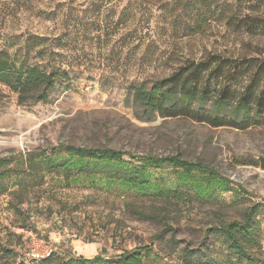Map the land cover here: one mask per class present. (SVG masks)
Returning <instances> with one entry per match:
<instances>
[{
  "label": "rangeland",
  "instance_id": "obj_1",
  "mask_svg": "<svg viewBox=\"0 0 264 264\" xmlns=\"http://www.w3.org/2000/svg\"><path fill=\"white\" fill-rule=\"evenodd\" d=\"M93 2L0 0V51L19 58L29 34H62L69 11L86 23L73 29L74 42L57 56L71 71L47 100L21 102L0 83V158H13L14 166L22 164V155L50 153L61 144L180 155L211 166L230 180L232 189L224 191L213 180L219 187L214 197L193 195L166 204L132 195L134 189L100 176L65 180L41 170V184L32 173L17 178L10 172L7 191L0 194V264L17 263L28 253L55 252L70 260L109 257L136 247L149 248L145 264H183L185 248L208 249L223 262L230 252L216 228L240 220L252 206L258 208L260 226V246H252L254 264H264V124L239 129L185 116L149 120L129 90L132 83L166 77L187 59L199 60L208 52H264V36L239 35L219 22L202 34L182 36L174 34L158 4L107 0L95 11ZM153 173L164 186L175 188L188 180L206 191L195 181L198 174L188 177L172 167ZM19 181L27 187L20 189Z\"/></svg>",
  "mask_w": 264,
  "mask_h": 264
},
{
  "label": "trees",
  "instance_id": "obj_2",
  "mask_svg": "<svg viewBox=\"0 0 264 264\" xmlns=\"http://www.w3.org/2000/svg\"><path fill=\"white\" fill-rule=\"evenodd\" d=\"M74 1V0H73ZM95 11L107 0H93ZM140 3L158 4L167 15V23L174 34L195 36L205 32L215 22L224 23L235 33L252 38L264 36V0H139ZM69 11L64 19V32L58 36L29 34L22 58L6 50L0 51V83L14 91L21 102L30 98L45 101L58 81L70 75L68 64L57 60L60 51L70 46L75 35L73 29L84 28L83 17ZM145 55L141 57L144 58ZM129 90L138 104L149 113L161 117L185 116L212 127L232 126L247 129L264 124V52L255 50L234 54L229 51L208 52L199 59H187L170 75L150 82L132 83ZM22 155V164L10 166L13 158H0V194L7 191L5 180L32 173L42 184L41 170L56 173L65 180L84 176H100L134 189L132 195L171 203L184 201L195 195L210 199L219 187L231 190V182L214 168L193 162L180 155H134L111 147H85L61 144L50 153L29 152ZM128 156L129 158H126ZM264 165V159L260 160ZM172 167L202 183L206 191H199L192 182L181 181L175 187L162 185L153 170ZM218 180L219 187L212 183ZM19 188L27 187L21 185ZM216 183V182H215ZM217 185V184H216ZM5 186V187H4ZM182 187H186L183 189ZM19 190V189H18ZM194 192V193H193ZM258 208L252 206L240 220L222 222L216 228L230 252L223 262L208 249L182 251L183 264H254L257 256L252 250L259 245ZM158 217V211L151 212ZM260 246V245H259ZM147 247H136L113 256L99 254L93 258L80 256L65 260L55 252L38 261L2 264H145ZM10 252V251H9Z\"/></svg>",
  "mask_w": 264,
  "mask_h": 264
},
{
  "label": "built area",
  "instance_id": "obj_3",
  "mask_svg": "<svg viewBox=\"0 0 264 264\" xmlns=\"http://www.w3.org/2000/svg\"><path fill=\"white\" fill-rule=\"evenodd\" d=\"M51 253H52V252H50V253H48V254H46V255H44V254H40V253H32V254H29V253H28V255L25 254V256H24V260H25V262H27V263H29L30 261H33V260L38 261V260H40V259H42V258H44V257H46V256H49Z\"/></svg>",
  "mask_w": 264,
  "mask_h": 264
}]
</instances>
